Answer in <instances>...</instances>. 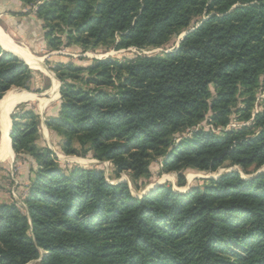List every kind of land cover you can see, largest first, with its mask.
Listing matches in <instances>:
<instances>
[{"label": "trees", "instance_id": "obj_1", "mask_svg": "<svg viewBox=\"0 0 264 264\" xmlns=\"http://www.w3.org/2000/svg\"><path fill=\"white\" fill-rule=\"evenodd\" d=\"M18 1L35 5L52 50L164 48L188 32L161 55L57 65L61 104L45 124L63 153L92 154L135 180L160 159L179 187L190 168L264 166V99L253 112L264 90V0ZM34 74L0 45V104ZM241 95L239 119L250 125L230 128ZM12 122L13 150L36 167L24 207L0 203V264H264V174L232 171L187 193L162 185L138 198L101 170L64 168L39 145L36 112Z\"/></svg>", "mask_w": 264, "mask_h": 264}, {"label": "rangeland", "instance_id": "obj_2", "mask_svg": "<svg viewBox=\"0 0 264 264\" xmlns=\"http://www.w3.org/2000/svg\"><path fill=\"white\" fill-rule=\"evenodd\" d=\"M37 1L39 3L42 2V0ZM25 9H29V12L32 14L34 13V10H36L35 5H22L18 0H0V13L5 15V17L0 20V26L4 29L5 33L13 39L14 44L21 52L39 59L44 68V70L40 68L36 70L31 68L35 74L29 90L12 88L4 95L5 97L8 94L23 92H28L32 95L30 99L16 105L13 109L10 114V130L12 131L13 126L12 115L16 111L25 109L36 112L41 118L38 143L41 147L50 148L64 168L76 166L83 169L95 168L101 170L104 172L106 180L109 183L128 184L132 194L138 198L142 197L147 192H150L148 190L154 188V186L159 187L162 185L171 187L180 193H187L192 188L204 185L205 180L215 179L232 171L239 172L245 179H250L257 174H264V166L260 168L252 166L248 169L247 173L241 168L233 166L228 162L216 172H201L191 168L185 170L183 175L185 176L186 185L184 187H179L178 174L164 173L162 171L160 159L152 161L150 175L148 177H142L135 180L128 172L116 174L115 167L111 162H99L94 159L92 154H89L87 157H79L63 153L61 150L63 137L56 131L49 129L45 124L46 118L56 117L58 115L61 104L60 88L62 83L58 78L57 73L54 71L57 65L72 63L77 67H88L92 65L95 60H133L137 57L161 55L164 52H170L179 47L180 41L186 32L182 33L180 36L172 38L164 48H146L143 50L128 48L117 50L115 45L110 44L99 45L87 50H83V48L76 45L71 47H65V45H62L59 49L52 50L47 46V41L45 39V33L47 31L44 28L43 22L40 24L35 19L19 21L17 18L16 22L11 21V18L16 17L17 15V17H22L23 13L21 12ZM197 20H199V18H197L196 21ZM83 76L87 75L84 74ZM54 85L57 86L56 89H54ZM254 96H256V102L254 103L253 108L255 115V113L260 110V104L264 99L263 88H258ZM246 98L247 97L244 95H241L238 97L237 103L232 106L233 113L230 116L231 122L228 127L237 128L250 125V122L240 120L238 114V110L244 108V100H246ZM201 126L206 129H213V126L207 125V123H203ZM11 148L14 154L13 159L10 160L9 158H5L0 160V203H12L17 201L23 208L25 204L24 199L28 192L29 180L31 178V168H35L36 166L31 163L30 159H26L24 156L18 158L16 152L13 150V145ZM40 261L41 260L34 261L29 264H38Z\"/></svg>", "mask_w": 264, "mask_h": 264}, {"label": "bare ground", "instance_id": "obj_3", "mask_svg": "<svg viewBox=\"0 0 264 264\" xmlns=\"http://www.w3.org/2000/svg\"><path fill=\"white\" fill-rule=\"evenodd\" d=\"M0 43L6 50L12 51L17 54L20 58L24 59L27 63L31 65L33 69H42L43 65L41 61L32 55L25 54L21 52L15 44L12 42L11 38L5 33V31L0 27ZM57 85V84H56ZM54 85V89L57 86ZM54 95V94H53ZM32 95L28 92L8 94L6 95L0 104V160L4 158L13 159L14 154L11 148V140L9 138V130L11 127L10 114L16 105L23 103L24 101L30 99ZM57 98V97H56ZM49 102V101H48ZM188 187V186H187Z\"/></svg>", "mask_w": 264, "mask_h": 264}, {"label": "crops", "instance_id": "obj_4", "mask_svg": "<svg viewBox=\"0 0 264 264\" xmlns=\"http://www.w3.org/2000/svg\"><path fill=\"white\" fill-rule=\"evenodd\" d=\"M22 5H24L23 3H21ZM23 11V10H22ZM36 11H34V13H30L29 12V9H25L23 12V16L22 17H13L11 18V21H17V19L22 20V21H25V20H28V19H35L36 21H38L40 24H42V22L36 17ZM30 13V14H29ZM25 14V15H24ZM5 17V15L3 13H0V20L3 19ZM17 18V19H16ZM1 27V26H0ZM2 28V27H1ZM3 29V28H2ZM4 30V29H3ZM7 34V33H6ZM8 35V34H7ZM9 36V35H8ZM10 37V36H9ZM11 38V37H10ZM12 42L14 43L13 39L11 38ZM16 46V45H15ZM4 47V46H3ZM5 159V158H4Z\"/></svg>", "mask_w": 264, "mask_h": 264}, {"label": "water", "instance_id": "obj_5", "mask_svg": "<svg viewBox=\"0 0 264 264\" xmlns=\"http://www.w3.org/2000/svg\"><path fill=\"white\" fill-rule=\"evenodd\" d=\"M188 34V32H186V33H184V35H183V37H182V39L186 36ZM0 45H1V47L5 50V51H7V52H9V53H12L13 55H15V56H17L20 60H22L23 62H25L30 68H32L31 67V65L29 64V63H27L24 59H22V58H20L17 54H15L14 52H12V51H9V50H6L3 46H2V44L0 43ZM33 69V68H32ZM10 134H11V130H9V136H10ZM12 146V145H11ZM158 186H154V188H151L150 190H148V191H151V190H153V189H155V188H157ZM148 193V192H147ZM146 193V194H147ZM181 193H186V192H181ZM145 195V194H144ZM143 195V196H144ZM142 196V197H143Z\"/></svg>", "mask_w": 264, "mask_h": 264}, {"label": "built area", "instance_id": "obj_6", "mask_svg": "<svg viewBox=\"0 0 264 264\" xmlns=\"http://www.w3.org/2000/svg\"><path fill=\"white\" fill-rule=\"evenodd\" d=\"M36 8V7H35ZM36 10H37V8H36ZM36 10H34V11H36Z\"/></svg>", "mask_w": 264, "mask_h": 264}]
</instances>
